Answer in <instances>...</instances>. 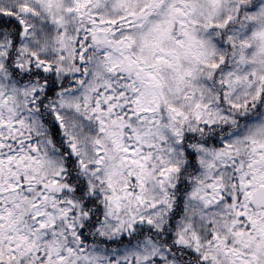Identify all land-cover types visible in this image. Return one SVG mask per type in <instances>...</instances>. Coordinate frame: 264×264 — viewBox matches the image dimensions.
<instances>
[{"label":"snow or ice","instance_id":"6c2138e0","mask_svg":"<svg viewBox=\"0 0 264 264\" xmlns=\"http://www.w3.org/2000/svg\"><path fill=\"white\" fill-rule=\"evenodd\" d=\"M0 264H264V0H0Z\"/></svg>","mask_w":264,"mask_h":264}]
</instances>
